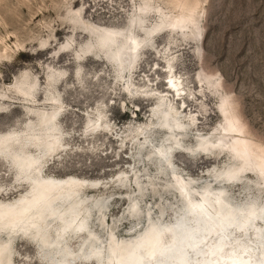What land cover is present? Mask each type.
I'll use <instances>...</instances> for the list:
<instances>
[{
  "label": "rangeland",
  "instance_id": "1",
  "mask_svg": "<svg viewBox=\"0 0 264 264\" xmlns=\"http://www.w3.org/2000/svg\"><path fill=\"white\" fill-rule=\"evenodd\" d=\"M128 35L141 43L137 52L130 49ZM168 70L183 81L186 112L180 109L184 101L168 91ZM58 107L63 110L52 118ZM165 116L179 118L182 136H173L177 126L163 124ZM231 116L239 119L245 138L264 148V0H0V154L8 157L0 158V201L28 191L23 181L15 187L9 157L21 151L37 157V143L44 144L45 176L102 182L103 189L85 188L82 194L105 199V208L90 209L81 222L82 230L99 236L100 260L108 254L111 228L119 239L130 240L147 218L158 219L160 209L167 224L178 216L182 201L157 147L199 189L224 187L236 204L264 202V185L255 173L238 183V173L227 182L220 178L241 164L230 152L234 138L222 134ZM54 125L59 134L51 142L47 131ZM197 138L223 140L231 148L207 145L210 154H200ZM177 141L186 152H168L174 144L179 147ZM53 146L61 149L50 152ZM257 161L256 156L249 160L252 169L259 168ZM19 166L25 173L31 169L25 161ZM135 177L141 192L135 191ZM148 179L157 190L149 189ZM134 198L139 222L128 217ZM104 212L106 230L99 225ZM49 219L24 231L40 228L48 236L39 241L51 243L68 226L48 224ZM20 229L8 230L14 236ZM0 239L7 241L4 235ZM95 240L67 234L65 249L71 253L66 252L83 254L85 247L92 252ZM164 240L169 241L165 233ZM12 244V264H46L47 256L42 258L28 239L18 235ZM55 254L63 260L62 251Z\"/></svg>",
  "mask_w": 264,
  "mask_h": 264
},
{
  "label": "bare ground",
  "instance_id": "2",
  "mask_svg": "<svg viewBox=\"0 0 264 264\" xmlns=\"http://www.w3.org/2000/svg\"><path fill=\"white\" fill-rule=\"evenodd\" d=\"M128 37L129 40L127 43L130 44V49L137 52L141 47V43L133 35H128ZM134 59L137 62L138 56L136 55ZM167 74L168 91L174 95L175 99L178 98V100L184 101L180 109L186 112L187 105L185 98L187 95L185 94L188 93L183 86V81L178 80L177 76L172 71L168 70ZM26 94L28 95V93L24 92V95ZM23 97L25 100H29L28 97ZM61 110H63L62 107H58L57 112L52 115V118L61 112ZM165 118L168 126L171 127L169 121H173V124L177 126L174 130L176 132V134L173 135L174 137L179 138L184 134V131L180 130V128L182 129L184 126L181 125L177 116H173V120L168 119L166 116ZM238 122L239 119L236 116L229 117L228 126L224 127V133L222 134L234 138V142L231 146L233 149L230 152L241 164L239 167H232L219 174L220 176L226 175L229 178L233 174L238 173L239 178L237 177V181L234 182L238 183L241 177H245L249 173H255L260 177L264 185V148L259 147L245 138L242 128L237 124ZM57 130V125L48 129L47 134L50 133V135H52L51 142L58 139L59 133H57ZM98 130L99 129L95 127L94 131ZM164 130L167 134H171V131L167 130V128H164ZM177 144L179 146L178 148L175 144L168 147V152L173 154L177 152H186L184 149H180L184 146L182 143L178 142ZM207 145L221 148L222 150H229V148H231L229 147L230 145L225 144L223 140L213 142L210 139L200 138L197 140L196 144L198 148H202L200 154H210ZM223 145H226L225 147L228 148H223ZM43 146L45 145L37 143V151L39 152L37 157H34L32 154H27L24 151L9 157V161L11 162L9 163L10 167L17 176L14 179L15 187H19L17 185L23 181L27 184L28 191L14 200L0 201V222L2 225H0V235L7 237V241L0 239V264H12V253L14 249L12 241L14 243L18 235L31 241L37 247L42 258H46L47 256V259H45L47 260L45 261L46 264H63L62 261L64 259H56L58 256L55 254L57 253L58 255L59 251H61L60 249L57 251L49 250L47 252L40 248V238H46L48 234H44L40 228L33 231V234L24 231V228L36 227L45 219L48 220V217L51 219L47 222L48 224L55 221L54 223L58 224V226L60 225L61 228L64 226L73 227L75 229V232H73L74 235L87 238L95 237L96 240L94 242H96V245L93 244L89 249L98 254V257L103 253L100 248L102 244L101 240H99L100 238H98L99 236H95L96 233H91L89 230H82L84 224L81 223L84 217L90 212V209L99 208L101 211L105 208V199H90L82 194L85 188L93 190L103 189L104 187L101 185L102 182L74 181L68 178L57 179L51 176H45L44 171L46 169V164L40 161V153L43 151ZM236 146H240L241 150ZM60 149L61 148L58 146H53L50 148V152L53 151V153H56V151ZM157 149L159 151L158 153H160L158 157L162 159L163 163H165L164 160L167 161V164L162 166L169 169V180L173 182L174 188L176 189V191H174L182 201L176 219L169 224L163 222L162 220L165 217V212L159 208L160 216L158 219L152 217L147 218L145 227L138 232V234L134 235L132 239L130 238V240L119 239L112 226L113 228H109L110 230L107 232L108 254L106 256L104 255V257L101 255L102 260L96 257V259L91 260H78L73 264H91L93 261L96 262V264H124L126 261H129L130 258L134 259L126 264H150L151 262H153L152 264H264V217L258 218L259 215H262L264 212V202L261 203L257 199H254L236 204L231 201L228 195V199L220 201V197H223L226 193L224 187L217 189L212 187L211 189L207 184L201 186L199 189L196 184V186L193 185V178L185 177L172 168L174 165L168 161L169 153H167L168 155L164 154L161 147H157ZM256 149H258V152L255 154L254 151H256ZM189 154L192 155L191 153ZM6 156L7 155L0 154V158L2 159H8ZM253 156L258 158V163H255L259 166L258 169H252L250 167L251 164L249 160H251ZM24 161L28 163V166H31V169L26 173L19 166V164L24 163ZM168 164L172 166L170 167ZM247 165H249V168H246ZM157 170L159 172L158 176L165 179L163 176L165 174L162 172L161 168L158 167ZM137 178L135 177L134 181L136 184V186H134L135 191L138 192L139 190L141 192L142 189ZM148 180L149 181L146 182L150 183L151 186L149 189L154 191L157 190V188L155 189V184L150 182L151 179ZM119 181L120 179H118L117 182L121 186L122 184H120ZM211 182L215 183L217 181L213 178ZM87 183H91V186H87ZM163 185L166 191V187H168L169 184ZM187 186H190V189H188ZM183 189L186 190L185 194H183ZM193 191H195L198 196H193ZM66 193L75 194V197L69 200V196ZM94 200H96L95 203ZM129 202L130 204L127 211L131 208L132 211L138 208V202L135 198ZM138 211L139 212L134 213L130 210V215L128 217L139 222V208ZM106 214L107 212L103 213V221L99 224L104 230L107 228L105 227L104 217ZM55 218H58V220H54ZM182 222L184 225L183 234L182 229H178ZM41 226L44 228V225ZM13 228L22 229H20L21 231L18 230L20 232H16V234L12 236V231L8 229L12 230ZM164 233L169 237L168 242L164 240ZM238 235L244 240H240ZM49 239L48 241H50ZM43 240L45 239L43 238ZM52 242L55 241L53 240ZM177 246L181 247L178 253L170 255L165 253L166 251H172V249ZM193 246L196 247V249L190 248ZM81 249H83V247ZM139 249H141V251L138 252ZM67 251L69 250L67 249ZM150 257L155 258L153 260V258ZM170 257L173 258L171 259ZM104 259H106L105 263Z\"/></svg>",
  "mask_w": 264,
  "mask_h": 264
},
{
  "label": "water",
  "instance_id": "3",
  "mask_svg": "<svg viewBox=\"0 0 264 264\" xmlns=\"http://www.w3.org/2000/svg\"><path fill=\"white\" fill-rule=\"evenodd\" d=\"M105 43L101 42L100 43V48L102 49V46H104ZM104 50V49H103ZM134 54V53H133ZM111 59H113L112 57H110ZM136 110V109H135ZM138 111H136L135 114H137ZM162 120V119H161ZM163 124L167 125V121H165V119L162 120ZM158 155L160 156V153H158ZM164 164H167V161L164 160ZM169 165V164H168ZM170 166V165H169ZM171 167V166H170ZM165 168V167H163ZM164 170V169H163ZM221 179H223L224 182H227L228 180V177L226 175H222V177H220ZM226 179V180H225ZM234 180V179H233ZM188 189H190V186H187ZM186 193V190L183 189V194ZM227 195H229L228 192L225 193V195H223V197H220L221 199H219L220 201H224L226 199H228ZM139 208V207H138ZM138 208H136L134 211H132V208H131V212H134V213H137L139 212L138 211ZM195 212V211H194ZM193 216V215H192ZM199 216V215H197ZM264 217V212L262 213V215H259L258 218H263ZM200 218V217H199ZM210 224V223H209ZM183 222L179 225V228L178 229H182V234H183ZM74 228L73 227H68V228H65V229H61L60 230V236L57 240H55V242H51V243H45V242H40V245L44 248L45 251H49V250H59L61 249V251L63 252V256H64V260L62 261L63 264H73L75 261H78V260H88V259H96V257H98V254L94 253V252H89L88 248L85 247V251L83 253V255H80L82 253H80L81 251L79 252H75L73 253V256L69 253L66 252V250L64 249L65 248V243H66V236L67 234H70V233H73L74 232ZM73 231V232H72ZM95 238L94 237H90V241H87V243H92V241L94 240ZM88 245L90 244H87V247H89ZM179 246L177 247H174V249H172V251H166L165 253L167 255H170V254H176L178 253L179 250ZM191 249L194 248L196 249V247H190ZM182 250H183V247H182ZM141 251V249L138 250V252ZM79 254V255H78ZM165 254V255H166ZM156 256V255H155ZM162 256V255H161ZM150 258H154L155 257H150ZM171 258V257H170ZM173 258V257H172ZM171 258V259H172ZM134 258H130L129 261H126L124 264L128 263V262H131L130 260H133ZM170 259V260H171ZM121 264V263H120ZM183 264V263H182Z\"/></svg>",
  "mask_w": 264,
  "mask_h": 264
}]
</instances>
